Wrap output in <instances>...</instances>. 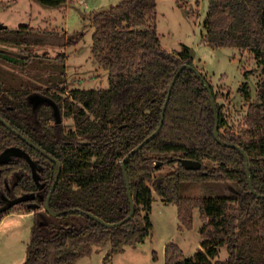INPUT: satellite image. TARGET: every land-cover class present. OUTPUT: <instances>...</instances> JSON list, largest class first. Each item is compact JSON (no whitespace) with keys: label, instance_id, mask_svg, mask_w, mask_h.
Listing matches in <instances>:
<instances>
[{"label":"trees","instance_id":"1","mask_svg":"<svg viewBox=\"0 0 264 264\" xmlns=\"http://www.w3.org/2000/svg\"><path fill=\"white\" fill-rule=\"evenodd\" d=\"M36 1L48 7L68 2ZM157 7V0H121L93 12L91 52L109 72L105 89L67 90L61 83L66 52L55 58L58 81L55 74L43 76L51 69L48 56L25 49L13 58L0 49L2 61L34 71L45 83L21 80L17 88L15 83L9 88L0 77V115L14 129L0 118V220L17 206L33 212L34 220L22 264H75L93 246L110 243L106 262L126 245L143 243L154 228L150 213L155 193L177 205L180 229L194 228L195 208L203 220L201 248L185 255L170 241L165 264H264V0H208L202 42L248 50L262 64L257 100L249 103L237 127L222 112L212 81L195 65L189 48L170 51L162 46ZM1 32L7 36L0 35V41L7 42H20L18 35L60 34L29 24ZM82 37L75 32L69 45ZM183 64L189 66L175 80L156 132L170 84ZM240 91L245 98L251 95L247 80ZM35 96L39 102L32 100ZM216 112L219 137L233 145L216 138ZM65 118L72 119V128H66ZM139 145L126 161L128 184L123 160ZM183 158L201 166L187 168ZM158 162L173 169L158 176ZM188 184L231 185L233 194L183 196ZM50 193L49 208L57 214L46 207ZM91 214L116 224L108 226ZM223 248L228 251L224 260L219 259Z\"/></svg>","mask_w":264,"mask_h":264},{"label":"rangeland","instance_id":"2","mask_svg":"<svg viewBox=\"0 0 264 264\" xmlns=\"http://www.w3.org/2000/svg\"><path fill=\"white\" fill-rule=\"evenodd\" d=\"M120 1L68 0L63 6L48 7L36 0H0L1 25L16 29L21 24H29L49 30L56 29L60 32L50 36H31L22 39L18 35L20 42L0 41V49H4L13 58L22 55L25 49L48 56L51 69L47 68L43 72L44 78H48V74L57 76L56 74L60 71L53 66L54 64L58 66L60 63L55 58L59 53L66 52L68 56L65 64L66 74H62L61 83L67 90L108 88L109 72L100 66L91 52L94 32L91 18L93 12L106 9ZM157 1L158 31L162 46L170 51H180L184 46H187L189 50L194 49V63L212 81L222 112L235 127L242 124L249 103L256 101L258 97L257 84L263 76L260 61L248 50L228 46L214 48L202 42L206 33L204 21L208 0ZM75 32H82L83 37L76 45H69L70 37ZM0 35L7 36L5 32H1ZM10 36L13 38L16 35ZM247 72L249 74L246 78ZM0 77L6 84L8 83L9 88L14 83V87L17 88L21 80L27 83L35 81L45 84L43 80L35 78L34 71L30 69L24 71L19 66L1 59ZM56 79L60 81L58 76ZM246 80L249 81L252 90L249 98H245L240 91V87ZM64 124L67 129L73 127L71 118H65ZM158 167V176L173 169L172 166L163 162H160ZM231 188V185L208 187L188 184L183 188L182 195L205 197L214 192L233 194ZM16 208V211L10 212L0 223V264H22L27 257V246L32 236L33 212H28L24 206ZM177 213L175 203H166L155 193L150 213L154 228L143 243L126 245L122 251L114 254L106 262L104 257L110 243L104 246L95 245L89 254L81 257L75 264H165V245L170 241L178 243L185 255H193L201 248L202 237L199 228L203 220L200 218L198 208H195L194 228L182 230L179 228ZM153 251L157 254L156 260L153 258ZM227 257L228 251L223 248L219 259L224 260Z\"/></svg>","mask_w":264,"mask_h":264},{"label":"water","instance_id":"3","mask_svg":"<svg viewBox=\"0 0 264 264\" xmlns=\"http://www.w3.org/2000/svg\"><path fill=\"white\" fill-rule=\"evenodd\" d=\"M4 28H7V25H1L0 24V29H4ZM190 54L191 56L193 57V55L195 54V51L194 49H190ZM186 66H189L188 64H183L182 66L179 67V69L177 70L174 78H173V81L171 82L170 84V88H169V94H168V97H167V100L165 102V105L163 107V110H162V115H161V122H160V125L159 127L157 128L156 132H158L164 122V117H165V110H166V106H167V103L169 101V97L171 95V91H172V88H173V85L175 83V80L177 79L179 73L181 72V70L183 68H185ZM209 91H210V94L212 96V104L213 106L215 107V110H216V105H215V101L213 99V90L209 87ZM38 98V97H37ZM39 99V98H38ZM40 100V99H39ZM39 102V101H38ZM55 106V113H56V116H57V119L58 121L61 120V114H60V111H59V108L54 104ZM0 118L6 123V125L10 128V129H13V127L11 126L10 123H8L3 117H1L0 115ZM14 130V129H13ZM215 136L216 138L222 143V144H225V145H233V144H230V143H227L225 141H223L220 137H219V115L217 114L216 112V126H215ZM25 137V136H24ZM27 139V141H29L31 144H33L34 146H36L33 142H31L27 137H25ZM142 145V144H141ZM141 145H139L138 147H136L135 149H133L123 160V170H124V173H125V177H126V180H127V183L129 184V179H128V175H127V172H126V161L128 159V157L130 156L131 153H133L134 151H136L137 149H139L141 147ZM240 150H242L244 152V150L242 148H240ZM3 157V156H2ZM0 157V160H2L3 158ZM52 157V156H50ZM2 158V159H1ZM53 158V157H52ZM30 159V158H29ZM31 161V159H30ZM181 162L184 164L185 167L187 168H199L201 166V162L200 161H197V160H192V159H186V158H183L181 159ZM160 162H158L156 165L158 166ZM248 175H249V181H250V184L253 188V184H252V179H251V175L248 171ZM35 177H37V174L35 173ZM57 182V178L55 179L54 183H53V187L55 186ZM50 196H51V193L49 194L47 200H46V207L47 209L50 211L51 214H57L56 212L50 210L49 208V200H50ZM23 199V198H22ZM93 217L97 218L98 220L102 221V219L96 217L95 215L91 214ZM104 224L108 225V226H113L115 225L116 223H107V222H104L102 221Z\"/></svg>","mask_w":264,"mask_h":264},{"label":"crops","instance_id":"4","mask_svg":"<svg viewBox=\"0 0 264 264\" xmlns=\"http://www.w3.org/2000/svg\"><path fill=\"white\" fill-rule=\"evenodd\" d=\"M41 27V26H40ZM205 73V72H204ZM248 80V79H247ZM249 82V81H248ZM9 214V213H8ZM8 214H6V215H4L3 216V218L0 220V223H2L4 220H5V218H6V216L8 215Z\"/></svg>","mask_w":264,"mask_h":264},{"label":"flooded vegetation","instance_id":"5","mask_svg":"<svg viewBox=\"0 0 264 264\" xmlns=\"http://www.w3.org/2000/svg\"><path fill=\"white\" fill-rule=\"evenodd\" d=\"M32 100L35 101V102H38L39 99L35 96V97H32Z\"/></svg>","mask_w":264,"mask_h":264}]
</instances>
